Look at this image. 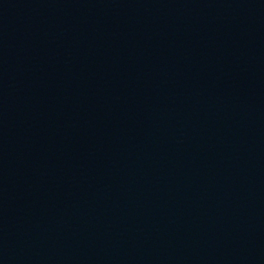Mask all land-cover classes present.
<instances>
[{"label": "water", "instance_id": "obj_1", "mask_svg": "<svg viewBox=\"0 0 264 264\" xmlns=\"http://www.w3.org/2000/svg\"><path fill=\"white\" fill-rule=\"evenodd\" d=\"M0 264H264V0H0Z\"/></svg>", "mask_w": 264, "mask_h": 264}]
</instances>
